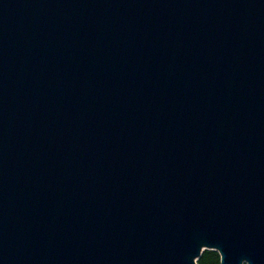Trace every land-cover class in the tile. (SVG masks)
Wrapping results in <instances>:
<instances>
[{
	"label": "water",
	"instance_id": "1",
	"mask_svg": "<svg viewBox=\"0 0 264 264\" xmlns=\"http://www.w3.org/2000/svg\"><path fill=\"white\" fill-rule=\"evenodd\" d=\"M264 264V0H0V264Z\"/></svg>",
	"mask_w": 264,
	"mask_h": 264
},
{
	"label": "trees",
	"instance_id": "2",
	"mask_svg": "<svg viewBox=\"0 0 264 264\" xmlns=\"http://www.w3.org/2000/svg\"><path fill=\"white\" fill-rule=\"evenodd\" d=\"M196 264H220L219 255L215 251L205 250L198 258Z\"/></svg>",
	"mask_w": 264,
	"mask_h": 264
}]
</instances>
